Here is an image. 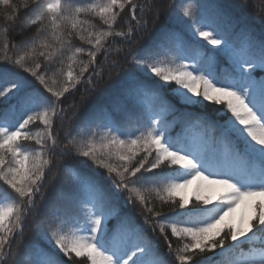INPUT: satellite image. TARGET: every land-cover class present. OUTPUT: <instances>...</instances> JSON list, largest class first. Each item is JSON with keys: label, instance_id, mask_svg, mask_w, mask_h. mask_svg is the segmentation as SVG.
Here are the masks:
<instances>
[{"label": "snow or ice", "instance_id": "snow-or-ice-1", "mask_svg": "<svg viewBox=\"0 0 264 264\" xmlns=\"http://www.w3.org/2000/svg\"><path fill=\"white\" fill-rule=\"evenodd\" d=\"M21 3L36 34L13 43L14 56L7 42L0 45V104L18 97L0 107V264H168L149 233L158 228L171 255L169 225L182 241L179 264H222L237 248L235 264H264V34L221 0H190L182 15L214 51L167 27L151 47L134 50L147 14L154 26L161 19L152 0H0V18L15 22ZM125 8L135 24L119 30ZM109 38L127 45L111 61L108 79L118 78L111 96L84 115L75 104L63 107L80 85L99 90L104 74L96 61L103 52L107 62ZM169 53L177 63L159 58ZM17 105L23 111L13 120ZM210 106L216 119L203 111ZM144 193H155L161 208ZM157 217L163 220L154 224Z\"/></svg>", "mask_w": 264, "mask_h": 264}, {"label": "trees", "instance_id": "trees-1", "mask_svg": "<svg viewBox=\"0 0 264 264\" xmlns=\"http://www.w3.org/2000/svg\"><path fill=\"white\" fill-rule=\"evenodd\" d=\"M19 2V0H18ZM97 2H102V0H97ZM139 2V0H138ZM152 2L157 7H161V19L157 22V24L154 26L151 23L152 20V14L148 13L146 16V19L148 20V27L146 29L141 28L135 32L134 36V42L132 43L131 47L135 49H143L147 47H151L156 41L160 30L162 27L172 28L176 32H178L181 36V38L187 42L194 45H197L198 47L204 49L206 53H210L214 51L212 46L207 45L205 41H203L198 36L193 35V22L187 18H185L182 15V6L186 5L190 0H152ZM196 4H207L209 0H194ZM221 2L228 8V10L232 13V15L237 18L242 24L248 26L252 32L256 36H260L261 34H264V0H221ZM203 11V10H202ZM34 16V13L31 14ZM123 17V22L118 21V29L119 30H127L129 24H135L134 21H131V15L128 8H125L124 12L121 14ZM201 13L196 14L197 21L199 20V16ZM31 19V16L26 15L24 12V6L21 3V8L19 12V18L13 22L12 24H9L8 21L3 20L0 18V45L7 42L9 44V50L8 55L14 56L15 49L12 48V44L16 43L18 44L19 41L26 37L34 36L36 34V26H32L29 24V20ZM93 23H96L99 26V20L98 18L93 19ZM118 39V38H109L108 44H106V47L108 45H111L109 48V53L107 56V62L105 61V57L103 52L98 54L97 61H96V67L98 71L103 72L104 74V81L101 83L99 90L92 94L89 91V86L87 84H83L77 87V89L70 91L66 94V98L63 101L62 106L68 107L69 105L75 104L80 112L81 115L86 114L89 110H91L93 107H95L98 104L105 103L109 97L112 94V89L116 85L117 77L115 73H112V79H108L109 70L111 66V61L116 58V52L115 49L117 47L123 46L127 48V45H121V44H113L112 40ZM73 45L78 47H84V48H90V45L85 43L84 41H80L78 39L73 40ZM170 47V46H169ZM3 49L0 47V55H3ZM79 56L80 60L87 61L88 57L86 54H77ZM161 60H164L166 63L174 64L177 63L178 60L174 53H169L168 56L165 58L164 56L159 57ZM42 61V68L41 72H43V58H40ZM219 65L223 67H227V61L223 57H219ZM120 65L121 67L128 68L130 67L127 65L124 61V59H120ZM74 69L78 71V65H73ZM131 69L133 71H137L135 66H131ZM89 72H91V68L89 69ZM21 74L25 77H27L28 80L32 81L33 87L40 88L41 86L37 81L34 80L28 73ZM259 75V73H257ZM50 75V73L48 74ZM86 76L88 73L85 74ZM92 79L95 81L97 79L96 76H93ZM167 89L175 88L176 86L174 84L167 85ZM167 95V92L165 93ZM171 98V97H169ZM18 100V97H13L12 99H7L3 104H0V107H7L9 104H16V101ZM215 106H210L208 109L203 110L207 111L210 114L212 113V109ZM23 111L22 108H20L19 105H17V111L12 116V119L15 120L20 113ZM197 111H201L200 109H197ZM213 118L216 119V117L213 114ZM227 117H219L221 121L223 119H226ZM171 119V117H169ZM33 131H37L40 127L39 122L36 124H33L30 126ZM61 128L60 122H57V129ZM128 130L131 131V126L128 127ZM181 131V126L179 124L176 125V127L173 129V135H175L177 132ZM193 135L202 134L203 129L200 128H193L192 130ZM211 134V133H209ZM219 133L217 132V136ZM95 171H103V170H95ZM6 186L0 182V191L4 190ZM49 193L51 192V188L48 189ZM192 188L186 190V194H191ZM146 196V199L150 202L149 206L156 207L157 209L161 208L160 201L156 197L155 193H144ZM214 195V194H213ZM137 206V210H138ZM167 207L164 206V212L167 213ZM243 212V208H237L235 216H239ZM137 221H141L140 216H136ZM163 220V217H157L153 221L155 224L156 221ZM114 223V221H110L109 225L111 226ZM166 233L168 235L169 240H171L173 245V251L172 254L169 255V249L167 245L164 242V237L160 235L159 230L157 228V231L155 233H149V235L152 237V239L156 242L154 244V247L158 249V255H162L163 258L168 261V264H179L178 261H175V249L179 247L182 243L178 238L172 237L170 232V225L166 227ZM33 233L31 232L30 228L26 226L25 233H24V239L27 242L31 237ZM262 239H264V234H259ZM250 245L245 244L244 247L247 249ZM259 246V244H257ZM239 252V248L231 250L230 252H227L221 257L222 264H235L236 260V254Z\"/></svg>", "mask_w": 264, "mask_h": 264}]
</instances>
